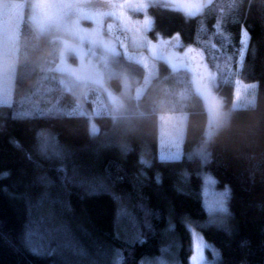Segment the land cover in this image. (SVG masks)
Instances as JSON below:
<instances>
[{
	"label": "trees",
	"instance_id": "trees-1",
	"mask_svg": "<svg viewBox=\"0 0 264 264\" xmlns=\"http://www.w3.org/2000/svg\"><path fill=\"white\" fill-rule=\"evenodd\" d=\"M145 11L152 21L148 41L169 45L182 62L190 61L184 64L190 69L192 62L198 65L201 41L213 36L217 25L230 51L241 50L245 32L248 46L239 74L245 83H258L255 106L235 110L205 143L208 113L185 83L190 70L172 71L161 63L134 104L138 112L118 120L101 115L92 126L91 117L61 110L19 115V101L50 76L58 54L52 37H39L24 23L15 101L0 105V264H142L159 256L186 264L190 227L218 253L217 264H264V0H214L197 17L162 2ZM124 65L139 86L144 71ZM111 83L120 89L117 78ZM184 88L190 96L180 101L176 93ZM234 88L233 82L219 81L226 108ZM64 94L61 109L74 102ZM169 112L188 115L183 156L162 163L158 116ZM204 173L229 190L222 223L209 221Z\"/></svg>",
	"mask_w": 264,
	"mask_h": 264
},
{
	"label": "rangeland",
	"instance_id": "rangeland-1",
	"mask_svg": "<svg viewBox=\"0 0 264 264\" xmlns=\"http://www.w3.org/2000/svg\"><path fill=\"white\" fill-rule=\"evenodd\" d=\"M213 1L0 0V105L14 104L18 60L22 48L20 31L23 24L28 23L39 37L50 36L57 42V62L50 76L44 79L54 80L60 86L55 89L51 83L42 79L41 86L33 94L29 92L28 97L19 101V115L31 116L61 110L67 115L91 117L92 126H95L93 118L101 115L107 114L118 120L128 113L138 112L134 104L142 99L158 76L159 65L165 63L172 71L190 70L185 83L191 93L198 95L206 106L208 126L204 142L207 143L223 129L235 110L255 106L258 83H245L239 74L248 46V36L242 33L243 45L239 52L230 51L229 42H224V31L217 25L213 36L201 41L200 55L195 59L198 65L192 62L193 68L190 69L184 65L190 61L182 62L181 56L173 52L169 45L160 47L148 41L147 33L152 27V21L145 10L152 2H162L186 16L197 17ZM125 63H133L144 71L139 86L133 85L134 80L125 68ZM72 64L77 66L72 67ZM32 67L35 66L32 64ZM114 78L120 81L119 90L111 83ZM220 80L224 84L233 82L235 87L234 100L229 108L225 107L217 91ZM65 92L70 93L74 102L72 107L61 109L59 102ZM189 96V90L185 88L176 93L180 101ZM175 108L177 106L173 105ZM187 117L182 112L159 114L160 159L169 156L177 157L173 160L182 158ZM202 177V199L209 221L219 222L225 215L212 209L208 190L226 192L227 208L229 190L219 188L217 183L207 184L208 179L215 180L211 174L204 173ZM189 229L192 254L186 264H217V256L203 235L193 227ZM196 245L200 246V251L194 250ZM207 251L211 257L207 258ZM142 264L181 263L159 256L147 258Z\"/></svg>",
	"mask_w": 264,
	"mask_h": 264
},
{
	"label": "snow or ice",
	"instance_id": "snow-or-ice-1",
	"mask_svg": "<svg viewBox=\"0 0 264 264\" xmlns=\"http://www.w3.org/2000/svg\"><path fill=\"white\" fill-rule=\"evenodd\" d=\"M176 158L177 157H175V156H169L167 158L162 157L161 162L162 163L165 162L166 159L167 160H173ZM157 180L159 182V177H157ZM206 183L209 185H215L216 182H215V180L208 179L206 181ZM208 196L210 198V205H211L212 209L221 213L225 207V199H226L227 193L226 192L225 193L215 192L213 189H209L208 190ZM204 247H207V245H205ZM194 250L200 251V246L196 245ZM32 251L34 253H37V250H35V249H33ZM213 254L218 255V253H216L214 249H213Z\"/></svg>",
	"mask_w": 264,
	"mask_h": 264
},
{
	"label": "clouds",
	"instance_id": "clouds-1",
	"mask_svg": "<svg viewBox=\"0 0 264 264\" xmlns=\"http://www.w3.org/2000/svg\"><path fill=\"white\" fill-rule=\"evenodd\" d=\"M221 213L224 214V215H227L228 214V208H227V206L224 207V210ZM222 222L223 221H219V223H222Z\"/></svg>",
	"mask_w": 264,
	"mask_h": 264
}]
</instances>
